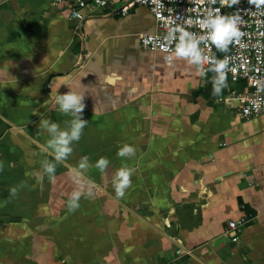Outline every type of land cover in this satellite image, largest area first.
Returning a JSON list of instances; mask_svg holds the SVG:
<instances>
[{"label": "crops", "instance_id": "obj_1", "mask_svg": "<svg viewBox=\"0 0 264 264\" xmlns=\"http://www.w3.org/2000/svg\"><path fill=\"white\" fill-rule=\"evenodd\" d=\"M154 27L143 7L77 22L52 0H0V264H264V114L239 115L228 96L243 83L213 95V72L141 48ZM69 90L86 96L88 123L50 182L39 122L66 127L55 98ZM83 156L110 165L77 176ZM122 166L135 172L117 199ZM77 181L91 195L69 213Z\"/></svg>", "mask_w": 264, "mask_h": 264}, {"label": "clouds", "instance_id": "obj_2", "mask_svg": "<svg viewBox=\"0 0 264 264\" xmlns=\"http://www.w3.org/2000/svg\"><path fill=\"white\" fill-rule=\"evenodd\" d=\"M99 2V0H98ZM153 4L159 9H163L164 5L161 0H152ZM215 3V0H212ZM240 0H221V4L228 6L238 5ZM147 3V0H145ZM248 3L255 7L257 11L264 9V0H248ZM171 11V10H169ZM160 14V13H158ZM264 15V12H261ZM256 15V12H253ZM161 19H165L170 25L167 29L166 35L162 38H150L159 48L167 53L164 60L167 64L172 65L177 60H185L188 63L195 65L198 69L199 75L204 77L207 71L213 72L215 75L212 78L213 95H220L224 88L227 87V74L229 71L236 72V68L229 67L230 57L227 55L223 59H217L214 54L210 55L211 46L220 51L227 53L229 46L236 44L240 47H246L242 43V38L246 33L242 32L239 25L242 19L238 13L232 15L221 14L220 8L208 10L207 15L199 21L201 27L206 30L204 35H196L195 33L187 31L183 26L176 24L171 18H165L161 15ZM257 23H264V21H257ZM149 41L146 40L145 43ZM204 44L205 48L200 45ZM174 46V47H173ZM209 65L205 70L204 65ZM259 91H264V81L255 80ZM86 96L82 93L74 91H67L64 94H58L55 98L57 110L64 116H69L71 119L65 121V128H61L60 124L51 121L50 119H43L39 122V130L42 128L49 134V139L46 141L45 150H50L55 163L48 160L41 162L43 172L47 175L50 182L54 181V173L56 165L66 160L73 152V143L79 142L83 134L84 128L88 121L83 118V112L86 108ZM253 108L257 111L264 105V97H257L252 100ZM136 153L135 147L124 144L119 148L117 156L120 158H132ZM110 165L107 157H100L94 165L89 163V157H81L77 166V176H81L90 167L97 168L101 173L105 172ZM3 170V165L0 164V171ZM135 169L130 166L120 167L112 177V185L117 199L124 197L126 190L132 186V176ZM37 182L43 186L44 175L35 173ZM27 187L23 182L18 186H13L9 189L10 198H15L20 189ZM91 195V192H85V185L82 181H77V189L74 190L67 201V211L74 213L79 209V201L82 196Z\"/></svg>", "mask_w": 264, "mask_h": 264}, {"label": "built area", "instance_id": "obj_3", "mask_svg": "<svg viewBox=\"0 0 264 264\" xmlns=\"http://www.w3.org/2000/svg\"><path fill=\"white\" fill-rule=\"evenodd\" d=\"M55 6H64L68 9V19L70 21L81 22L88 13L100 12L105 9L113 11L119 16H126L130 10L136 7L146 8L152 15L154 21V31L152 33L142 34L139 36V44L141 48L153 53H164L157 44L150 38H162L166 35L170 25L165 19H161V15L165 18H171L176 24L183 26L187 31L196 35L206 34L199 21L203 20L208 10L220 8L221 14L232 15L238 13L242 19L239 28L246 35L242 38V43L246 47H240L233 44L229 46V51L223 53L222 59L227 55L230 57L229 67L236 68V72L231 71L227 74V81L232 84L243 83V90L239 93L232 92L228 98L235 102L239 115L244 119H250L264 114V105L257 111L253 108L252 100L257 97H264V91H259L255 80L264 81V9L257 11L254 6L248 3V0H240L238 5L228 6L222 5L221 0H161L163 9L157 8L152 0H52ZM230 3V0H229ZM171 10V11H169ZM256 12V15H253ZM160 13V14H158ZM148 40V43L145 41ZM174 47V46H173ZM205 48L204 44L200 45ZM207 52V49L205 48ZM215 46H211L210 55L214 54ZM209 65L205 64L207 70ZM246 224L245 219L239 221H230L228 223V232L232 234V241L238 240V233L242 231ZM177 254H185L184 249L178 246Z\"/></svg>", "mask_w": 264, "mask_h": 264}, {"label": "trees", "instance_id": "obj_4", "mask_svg": "<svg viewBox=\"0 0 264 264\" xmlns=\"http://www.w3.org/2000/svg\"><path fill=\"white\" fill-rule=\"evenodd\" d=\"M224 52H220L215 48L214 55L216 56L217 59H222V55Z\"/></svg>", "mask_w": 264, "mask_h": 264}]
</instances>
